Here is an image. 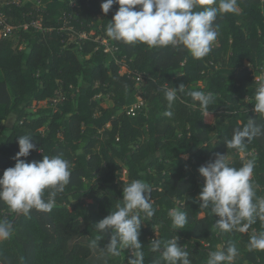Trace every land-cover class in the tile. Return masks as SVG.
<instances>
[{
  "label": "trees",
  "instance_id": "16d2710c",
  "mask_svg": "<svg viewBox=\"0 0 264 264\" xmlns=\"http://www.w3.org/2000/svg\"><path fill=\"white\" fill-rule=\"evenodd\" d=\"M103 2L21 0L0 7L13 26L29 25L0 41V123L13 121L9 133L0 131V177L15 166L18 137L25 135L42 152L22 160L62 155L71 166L69 184L50 212L18 214L0 201V219L13 224L10 239L0 242V264H127L132 250L118 257L101 252L112 233H98L95 224L115 210L123 186L134 179L149 184L156 209L151 218L141 215L144 264H165L149 243L174 235L192 264H206L209 252L230 244L239 253L234 264H264V250L247 247L254 230L264 231V221L247 232L225 233L214 227L219 218L211 208L201 209L196 199L204 185L198 169L216 154L228 155L237 168L255 159L252 179L257 197H264V132L243 153L224 143L250 118L264 125V114L253 110L255 89L264 80V0H238V14L219 15L213 25L217 40L201 59L180 46L150 48L109 38L106 27L119 5L105 14ZM37 21L42 30L31 26ZM99 37L110 40L114 57L103 51ZM140 76L142 91L135 79ZM181 83L185 92L167 117L162 88ZM195 90L213 93L208 110L214 123L187 95ZM171 208L187 213L183 229L172 228ZM97 235L103 237L95 247L100 256L91 246Z\"/></svg>",
  "mask_w": 264,
  "mask_h": 264
},
{
  "label": "clouds",
  "instance_id": "9594fccd",
  "mask_svg": "<svg viewBox=\"0 0 264 264\" xmlns=\"http://www.w3.org/2000/svg\"><path fill=\"white\" fill-rule=\"evenodd\" d=\"M114 4L119 8L107 24L106 35L125 44H142L150 48L180 46L195 59L206 57L212 51L218 32L213 27L222 14H238V0H104L102 12L107 14ZM199 9V10H197ZM261 80L260 77H256ZM185 84L178 87L162 88L167 101V117L173 116L172 108L179 99L178 93L185 92ZM187 95L198 106L205 117H209V105L214 103L211 92L188 91ZM254 112L264 114V80L254 93ZM264 132V125H257L251 118L247 124L234 129L231 139L224 143L228 149L245 152L247 145ZM32 137H18L19 151L13 158L15 166L7 168L0 177V201L15 213L29 214L30 210L50 212L56 197L65 191L71 176L70 162L62 155H43L40 161L25 162L32 151L42 152ZM255 159H247L240 167L230 164L228 155L216 154L214 160L202 165L198 171L204 185L197 202L201 209H209L215 214V228L229 233L233 230L247 232L257 222L264 221V197H257L259 185L252 179ZM151 188L141 179H134L123 186L122 201H117L115 210L95 224L98 233L111 232L110 242L101 252L118 257L121 250H132L127 264H144V252L139 241L143 225L141 215L151 218L156 209L150 197ZM171 226L183 229L187 223V213L178 208L168 211ZM13 224L0 219V242L10 239ZM97 235L91 242L93 248L102 239ZM174 235L168 240L152 239L149 243L153 253L159 252L165 264H192L189 252L178 244ZM248 250H264V231L250 236ZM239 255L235 245L208 253L206 264H234ZM23 261V258H21Z\"/></svg>",
  "mask_w": 264,
  "mask_h": 264
},
{
  "label": "built area",
  "instance_id": "2783aa9c",
  "mask_svg": "<svg viewBox=\"0 0 264 264\" xmlns=\"http://www.w3.org/2000/svg\"><path fill=\"white\" fill-rule=\"evenodd\" d=\"M76 0H72V4H74ZM21 0H6L4 5H0L1 7L7 5V4H20ZM39 4V3H38ZM32 27H35L37 29L42 30V26L39 21L33 22L31 24ZM29 25H20V26H13L8 22V18L6 15H4L2 12H0V37L2 38H7V37H12L15 35V32L19 28H24L28 29ZM82 37L86 38V35L83 34ZM0 39V41H1ZM97 41L100 43V47L103 49L105 53L110 55L111 57H114V52L116 51V48L112 45L110 40L106 37H99ZM137 84L138 82L142 81L145 84V81L143 77H135ZM60 98V97H59ZM141 99V98H140ZM139 99V100H140ZM141 101V100H140ZM142 104V102L140 103ZM137 108V105L131 108L130 113L134 112L135 109Z\"/></svg>",
  "mask_w": 264,
  "mask_h": 264
},
{
  "label": "rangeland",
  "instance_id": "374dc122",
  "mask_svg": "<svg viewBox=\"0 0 264 264\" xmlns=\"http://www.w3.org/2000/svg\"><path fill=\"white\" fill-rule=\"evenodd\" d=\"M5 1H6V0H0V5H4V4H5ZM0 7H1V6H0ZM0 39H1V37H0ZM126 72H127L126 69H125L124 67H122V68H121V74H125ZM258 77H260V75H259ZM144 85H145L144 82L140 81V82H138L137 87H138V89H139L140 91H142ZM59 97H60V96L57 95L53 100H51V103H52V104H56V103L59 101ZM140 98H141V97H140ZM140 98H139V99H140ZM140 100H141V99H140ZM109 104H110V103H109ZM35 111H36V108H35V107L30 108V109L28 110V112H29L30 114H35ZM204 120H205L207 123L212 124V123L215 122V117H214V115L211 114L209 117H204ZM12 124H13V121H12L11 119H8V120H6V121L0 123V131H2L4 134L9 133V129L11 128ZM94 251H95V255H96V256H100V251H99V249L95 248ZM122 256H123V258H124V257H126V254L123 253ZM122 264H125V263H122Z\"/></svg>",
  "mask_w": 264,
  "mask_h": 264
}]
</instances>
